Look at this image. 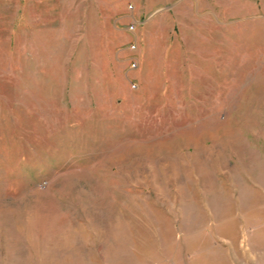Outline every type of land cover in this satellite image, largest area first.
Listing matches in <instances>:
<instances>
[{
  "label": "rangeland",
  "instance_id": "obj_1",
  "mask_svg": "<svg viewBox=\"0 0 264 264\" xmlns=\"http://www.w3.org/2000/svg\"><path fill=\"white\" fill-rule=\"evenodd\" d=\"M0 264H264V0H0Z\"/></svg>",
  "mask_w": 264,
  "mask_h": 264
}]
</instances>
